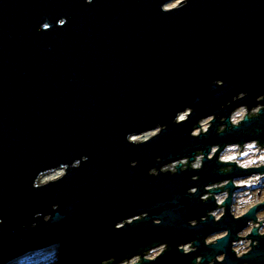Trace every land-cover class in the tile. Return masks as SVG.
Returning a JSON list of instances; mask_svg holds the SVG:
<instances>
[{
    "label": "water",
    "instance_id": "obj_1",
    "mask_svg": "<svg viewBox=\"0 0 264 264\" xmlns=\"http://www.w3.org/2000/svg\"><path fill=\"white\" fill-rule=\"evenodd\" d=\"M173 1L0 0V264H264V0Z\"/></svg>",
    "mask_w": 264,
    "mask_h": 264
},
{
    "label": "rangeland",
    "instance_id": "obj_2",
    "mask_svg": "<svg viewBox=\"0 0 264 264\" xmlns=\"http://www.w3.org/2000/svg\"><path fill=\"white\" fill-rule=\"evenodd\" d=\"M179 3V1H173L171 3H169L168 5H177ZM244 109H241L239 111H237L234 114V119H235V123L239 122L241 120V118H243L244 116ZM154 134V132L152 133H148L145 136H152ZM223 157L224 158H239L242 165L245 164H255V163H264V148H260V146L256 143H250L247 144L242 148L238 147V146H233V147H229L227 148L224 153H223ZM57 175H52L51 177H55ZM252 182H254L255 184L257 183H264V176H257L254 178H252ZM250 180L251 179H246V180H237L236 182L240 183L241 185V190L239 191V195L237 200L239 202H242V204L240 203V205L237 206V208H233L234 212H240V211H246L255 201H256V196H257V192L258 190L255 189H250ZM264 192V190H261ZM225 198V195H223L221 197ZM217 213H222V211H217ZM262 214H264V211L259 213V216H261ZM237 253L244 251V250H248L249 249V243L244 241V242H240L239 244L237 243ZM163 251V250H162ZM162 251L159 249L160 254L162 253ZM57 256H58V247H52L50 248V250H44V251H38V252H34L31 253L23 258L17 259L13 262H11L10 264H52L54 263L55 260H57Z\"/></svg>",
    "mask_w": 264,
    "mask_h": 264
},
{
    "label": "flooded vegetation",
    "instance_id": "obj_3",
    "mask_svg": "<svg viewBox=\"0 0 264 264\" xmlns=\"http://www.w3.org/2000/svg\"><path fill=\"white\" fill-rule=\"evenodd\" d=\"M224 161V160H223ZM225 162H237V161H225ZM261 166H264V164H258V165H256V166H249V167H261ZM259 177V176H264V175H255V177ZM255 177L254 176H252V177H250V178H247V179H251L250 180V189H255V190H258V192H257V196H256V201L244 212V213H242L240 216H242L243 214H245L252 206H254V205H256V204H258V203H260V202H263L264 201V192L263 191H261V190H264V183L262 184V183H257V184H255L254 182H252V178H254L255 179ZM241 180V179H240ZM242 180H246V179H242ZM237 181V180H236ZM236 181H235V185L237 186V188H238V190H236V192H235V194H234V196H233V200H232V211L234 212V210H233V208H237V206L238 205H240V203L242 204V202H239L238 200H237V198H238V195H239V191L241 190V188L242 187H240L239 185H237L236 184ZM239 181V180H238ZM223 195H225V198L224 199H222V200H220L221 199V197L223 196ZM226 197H227V193H225L224 192V194H221V195H217V203L219 204V205H221L222 204V202L224 201L225 202V199H226ZM217 211H222V214L224 213V209L223 208H221V207H219L216 211H215V213L217 212ZM264 211V210H263ZM262 212V211H261ZM215 213H213V215H215ZM222 214L221 215H219L218 217L215 215V217L216 218H219L220 216H222ZM234 214V213H233ZM259 214V213H258ZM235 215V214H234ZM236 216V215H235ZM236 217H239V216H236ZM258 222H262V225H260L258 222L255 224V226H257V227H260V229H259V233H260V235H263L264 234V219H263V221L261 220V218L258 216V220H257ZM253 226H254V224L251 222L250 224H249V227L245 230V231H243L242 233H240V240L238 241V242H236L235 244H234V247H235V245H237V243L239 244L240 242H244V241H246V242H248L249 243V249H250V246H251V241L250 240H248V239H246V236L247 235H249L250 234V232H251V229L253 228ZM219 236H215V237H212V238H210L209 240H208V243L209 242H211V241H213V240H215L216 238H218ZM244 254V253H243Z\"/></svg>",
    "mask_w": 264,
    "mask_h": 264
},
{
    "label": "built area",
    "instance_id": "obj_4",
    "mask_svg": "<svg viewBox=\"0 0 264 264\" xmlns=\"http://www.w3.org/2000/svg\"><path fill=\"white\" fill-rule=\"evenodd\" d=\"M245 110V109H244ZM246 111V110H245ZM256 111V110H255ZM238 123V122H237ZM209 124H210V120H204V121H202L201 122V128L200 129H198L195 133H197V132H200V130L202 131V129H203V126L205 125V126H209ZM201 160H202V158H201V156L200 157H198V159H197V161L195 162V163H199V164H201ZM217 198V197H216ZM159 249L162 251V250H164V246L163 247H159V248H157V249H154V250H152V251H150L149 253H148V255L149 256H158V255H160V252H159ZM190 249V247H188V250ZM139 260V258H133V260L132 261H130V263H128V264H134L135 262H137Z\"/></svg>",
    "mask_w": 264,
    "mask_h": 264
},
{
    "label": "clouds",
    "instance_id": "obj_5",
    "mask_svg": "<svg viewBox=\"0 0 264 264\" xmlns=\"http://www.w3.org/2000/svg\"><path fill=\"white\" fill-rule=\"evenodd\" d=\"M88 2H91V0H88ZM65 23H66V20H63V19H62V20L59 21V24H60V25H64ZM44 28H45V29L49 28V25H48V24H45V25H44ZM87 159H88V157H83V160H84V161H87ZM80 163H81V161H77V162H76V165H79ZM133 166H135V162H133Z\"/></svg>",
    "mask_w": 264,
    "mask_h": 264
},
{
    "label": "trees",
    "instance_id": "obj_6",
    "mask_svg": "<svg viewBox=\"0 0 264 264\" xmlns=\"http://www.w3.org/2000/svg\"><path fill=\"white\" fill-rule=\"evenodd\" d=\"M56 262V260L54 261V263ZM54 263H52V264H54Z\"/></svg>",
    "mask_w": 264,
    "mask_h": 264
},
{
    "label": "bare ground",
    "instance_id": "obj_7",
    "mask_svg": "<svg viewBox=\"0 0 264 264\" xmlns=\"http://www.w3.org/2000/svg\"><path fill=\"white\" fill-rule=\"evenodd\" d=\"M58 174V173H57ZM50 178V177H49ZM10 264V263H9Z\"/></svg>",
    "mask_w": 264,
    "mask_h": 264
}]
</instances>
